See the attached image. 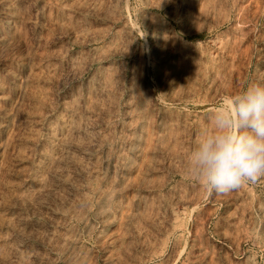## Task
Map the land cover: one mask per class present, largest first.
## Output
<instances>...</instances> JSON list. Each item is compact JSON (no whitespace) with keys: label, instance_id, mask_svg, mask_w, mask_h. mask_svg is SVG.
I'll return each mask as SVG.
<instances>
[{"label":"rangeland","instance_id":"1","mask_svg":"<svg viewBox=\"0 0 264 264\" xmlns=\"http://www.w3.org/2000/svg\"><path fill=\"white\" fill-rule=\"evenodd\" d=\"M264 84V0H0V264H264V177L187 156Z\"/></svg>","mask_w":264,"mask_h":264},{"label":"clouds","instance_id":"2","mask_svg":"<svg viewBox=\"0 0 264 264\" xmlns=\"http://www.w3.org/2000/svg\"><path fill=\"white\" fill-rule=\"evenodd\" d=\"M187 170L211 193H228L264 177V84H249L210 107L187 156Z\"/></svg>","mask_w":264,"mask_h":264}]
</instances>
